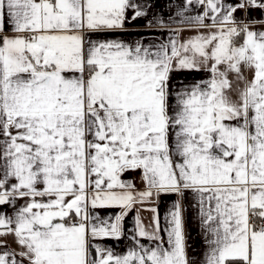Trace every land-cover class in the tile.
I'll use <instances>...</instances> for the list:
<instances>
[{"label":"snow or ice","instance_id":"1","mask_svg":"<svg viewBox=\"0 0 264 264\" xmlns=\"http://www.w3.org/2000/svg\"><path fill=\"white\" fill-rule=\"evenodd\" d=\"M0 264H264V0H0Z\"/></svg>","mask_w":264,"mask_h":264},{"label":"crops","instance_id":"2","mask_svg":"<svg viewBox=\"0 0 264 264\" xmlns=\"http://www.w3.org/2000/svg\"><path fill=\"white\" fill-rule=\"evenodd\" d=\"M160 211H161V216H163L164 213H165V209H164L163 206L161 207ZM141 215H142V218L144 219L145 224H148V222H149V220H150V218H151V214L148 213V212H144V213H142ZM126 227H127V228H131V227H133V222H132V217H131V216L128 218V224H127ZM193 236H195V230H194V228H193ZM117 250L123 252V251L125 250V246H124V244L121 243V244L118 246Z\"/></svg>","mask_w":264,"mask_h":264}]
</instances>
